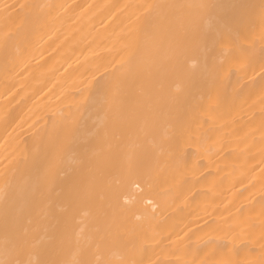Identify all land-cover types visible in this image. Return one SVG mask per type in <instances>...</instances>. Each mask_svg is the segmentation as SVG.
<instances>
[{"label":"bare ground","instance_id":"obj_1","mask_svg":"<svg viewBox=\"0 0 264 264\" xmlns=\"http://www.w3.org/2000/svg\"><path fill=\"white\" fill-rule=\"evenodd\" d=\"M0 264H264V0H0Z\"/></svg>","mask_w":264,"mask_h":264}]
</instances>
